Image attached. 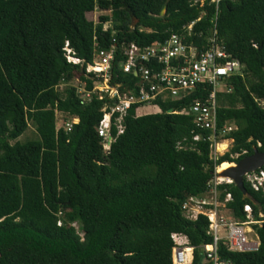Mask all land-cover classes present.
<instances>
[{"label": "trees", "instance_id": "trees-1", "mask_svg": "<svg viewBox=\"0 0 264 264\" xmlns=\"http://www.w3.org/2000/svg\"><path fill=\"white\" fill-rule=\"evenodd\" d=\"M95 8L110 15L95 24L86 17ZM193 21L187 44L207 49L215 29L229 59L244 65L226 79L231 90L217 94L218 127H237L227 135L229 151L210 157L209 141L192 140L198 130L182 111L207 98L211 86L205 85L183 99H156L159 112L140 115L139 104H132L122 133L112 126L115 139L104 154L96 128L109 99L93 93L82 104L69 84L77 76L93 88L85 66L95 43L116 46L112 83L137 94L139 78L118 68L121 45L163 41ZM67 41L83 64L67 61ZM61 83L67 85L59 92ZM261 99L264 0H0V264H172L174 232L187 236L192 264H213L202 248L212 243L207 218H186L182 205L207 190L222 163L264 151ZM56 111L78 122L68 131L56 128ZM30 121L38 138L20 142ZM244 185L246 198L233 183L219 188L222 197L231 193L227 205L235 218L244 221L243 206L250 204L260 220L264 196ZM253 227L258 249L232 251L219 243L220 263L264 264V222Z\"/></svg>", "mask_w": 264, "mask_h": 264}, {"label": "built area", "instance_id": "built-area-1", "mask_svg": "<svg viewBox=\"0 0 264 264\" xmlns=\"http://www.w3.org/2000/svg\"><path fill=\"white\" fill-rule=\"evenodd\" d=\"M212 1L218 2V0ZM93 22L97 24L99 20ZM106 23L109 24L108 26L103 25L105 30L111 26V21ZM194 23L195 21L183 26V33H173L163 41H154L144 46L134 42L121 45L122 59L118 62V68L123 73H132L139 78L136 84L137 94L122 92L120 89L122 84L112 83V61L115 57L116 46L112 45L109 49H102L95 43L92 62L85 66L86 73L92 74L93 88L87 90L85 84L79 85L77 93L82 104L88 102L93 93H97L99 99L104 97L109 99V102L101 109L103 115L96 128L98 136L101 138L104 154L110 151L111 144L115 139L111 133L112 126L115 125L118 134L122 133L123 117L132 104H139L138 111L140 107H151L156 110L153 112H159L158 106L153 105L156 99L163 101L169 98L183 99L195 92L198 87L205 85L211 86L207 98L196 99L193 104L182 111L192 116L193 123L198 130L194 133L192 140L209 141L210 157L218 156L217 145L220 142L227 140L233 142L227 135L237 129L236 125L228 123L221 127L217 125V94L231 90V87L226 85V79L232 75L241 74L244 65L237 60L229 59L230 56L218 42L215 29L208 38L207 49L200 51L196 45L187 44L186 37L191 35ZM63 50L68 62L83 64V60L75 56L68 41ZM97 84L105 86L99 87ZM218 85H222V88L218 89ZM77 121L76 117H72L64 123L63 128L68 131ZM203 130L209 133L204 136ZM219 171L218 166L208 179L207 190L203 194L189 196L182 205L186 218L195 220L199 215L207 218V234L211 236L212 243L203 245L202 248L205 259L212 261L213 264H222L218 261L216 254L219 243L224 244L232 251H256L260 240L253 225H261L264 222V213L259 212L262 219L254 218L250 204L243 206L246 214L244 221L233 216L227 205L232 200V195L226 192L222 197V191L219 188L220 185L232 183V181L219 177L217 175ZM243 181L253 192L264 196V166L245 173ZM57 224L60 226L61 220H58ZM71 225L80 236H83L78 222H73ZM170 237L173 241L172 264H192L193 247L189 246L187 236L174 232ZM188 249H190L189 254Z\"/></svg>", "mask_w": 264, "mask_h": 264}, {"label": "water", "instance_id": "water-1", "mask_svg": "<svg viewBox=\"0 0 264 264\" xmlns=\"http://www.w3.org/2000/svg\"><path fill=\"white\" fill-rule=\"evenodd\" d=\"M165 11L166 5L163 6L161 15H164ZM131 18V28H134L137 24V19L133 14H131ZM168 112L171 113L172 109L168 110ZM262 166H264V151L254 149L252 154L241 158L235 163H232V166H229L224 170H220L217 172V175L222 178L230 179L241 192L243 198H246L248 196V192L244 185L243 176L245 173L254 171Z\"/></svg>", "mask_w": 264, "mask_h": 264}, {"label": "rangeland", "instance_id": "rangeland-1", "mask_svg": "<svg viewBox=\"0 0 264 264\" xmlns=\"http://www.w3.org/2000/svg\"><path fill=\"white\" fill-rule=\"evenodd\" d=\"M101 15H110V10H100V9H97L95 8V10L93 12H88L86 14V17L88 20L90 21H98L99 20V16ZM106 26H108L109 23H105ZM70 85H73L75 87L79 86V85H84V82L79 80V78L76 76L70 83ZM67 84L65 83H61L59 86H58V91L61 92L63 91V89L65 88ZM97 86L99 87H104L103 84H97ZM218 89H221L222 88V85H218L217 86ZM260 103L262 106H264V99L263 100H260ZM153 111H156L155 109L151 108V107H146L145 109L143 110H139V114L142 115V114H148L150 112H153ZM72 117L71 116H68L64 113H61L59 111H56V128H59L61 126H64V123L68 120H70ZM38 138V134H37V131H36V128H35V124L30 121L28 123V127L26 129V131L23 133L22 136H20V138H18V140L20 142H24V141H27V140H34V139H37ZM227 148L225 150L227 151H222V152H218V156L222 155L223 153L225 152H228L229 149L231 148L232 146V141L231 140H227Z\"/></svg>", "mask_w": 264, "mask_h": 264}, {"label": "bare ground", "instance_id": "bare-ground-1", "mask_svg": "<svg viewBox=\"0 0 264 264\" xmlns=\"http://www.w3.org/2000/svg\"><path fill=\"white\" fill-rule=\"evenodd\" d=\"M227 148V142L226 141H222L220 142L218 145H217V151L218 152H222L224 151L225 149ZM229 166H232L231 163H228V162H224L222 163L220 166H219V169L220 170H224L226 168H228ZM188 251V254L190 253V249L187 250Z\"/></svg>", "mask_w": 264, "mask_h": 264}, {"label": "crops", "instance_id": "crops-1", "mask_svg": "<svg viewBox=\"0 0 264 264\" xmlns=\"http://www.w3.org/2000/svg\"><path fill=\"white\" fill-rule=\"evenodd\" d=\"M145 108H146V107H140V109H139V110L141 111V110H143V109H145Z\"/></svg>", "mask_w": 264, "mask_h": 264}, {"label": "clouds", "instance_id": "clouds-1", "mask_svg": "<svg viewBox=\"0 0 264 264\" xmlns=\"http://www.w3.org/2000/svg\"><path fill=\"white\" fill-rule=\"evenodd\" d=\"M78 119V118H77ZM78 122V121H77ZM232 164V163H231Z\"/></svg>", "mask_w": 264, "mask_h": 264}]
</instances>
